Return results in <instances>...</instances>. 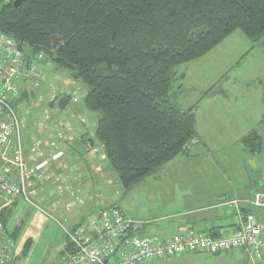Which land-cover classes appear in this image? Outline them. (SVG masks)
Listing matches in <instances>:
<instances>
[{"label": "trees", "instance_id": "obj_1", "mask_svg": "<svg viewBox=\"0 0 264 264\" xmlns=\"http://www.w3.org/2000/svg\"><path fill=\"white\" fill-rule=\"evenodd\" d=\"M14 1L0 0V32L27 50V62L47 54L84 84L83 105L99 114L88 140L102 144L125 191L189 156L186 146L197 138L193 107L176 101L175 66L204 56L237 29L264 45V0ZM241 140L252 153L263 142L254 130ZM248 212L264 214L248 206L242 220ZM4 218L1 211L3 225Z\"/></svg>", "mask_w": 264, "mask_h": 264}, {"label": "crops", "instance_id": "obj_2", "mask_svg": "<svg viewBox=\"0 0 264 264\" xmlns=\"http://www.w3.org/2000/svg\"><path fill=\"white\" fill-rule=\"evenodd\" d=\"M26 103L28 102L25 101L21 111H25ZM76 104L82 110L85 109L83 99L81 101L78 97L74 105ZM27 108L29 112L30 106ZM27 113L24 114V118ZM32 115V112L27 115L26 127L24 122L26 128V137L23 136L24 155L28 168L42 161L47 162L44 172L39 176L42 177L32 176L29 180V185L37 191L36 200L41 210H36L23 199L16 198L10 203V207L5 208L8 216L4 227L18 245L17 255L12 264H58L64 251L68 249L63 228H73L86 216L107 207L101 205L103 201L96 196L99 193L100 196H105L106 201H111L113 181L111 178L103 180V175L108 171V163L107 161L101 163L103 157L101 148L92 145L90 148L92 151L87 148V144L90 143L88 139L94 135L91 133V137L88 136L87 128L78 124L81 123V119L87 120L85 125L92 123L86 113L83 116L75 112L64 114L65 118L70 115L67 119H72V129L64 128L63 124L51 129V122H46L45 130L42 132L39 130L41 114L35 123L31 121L34 118ZM51 130L61 132L52 136ZM82 135L83 138L80 137ZM40 138L43 144L36 151H32L34 140ZM196 140L197 143L200 142L198 135ZM79 168L80 171L73 176L72 172ZM150 177L147 176L134 184L126 191L124 198L120 197V200L115 202V205L137 221L136 232L143 237L162 236L159 234L166 229V219L167 228L171 229L173 226L176 231L191 227L207 234L231 233L238 228L243 217L241 213L245 210L242 208L244 204L237 209L232 201L240 202L252 198L256 193L247 191L246 186L234 184L225 177L218 183L215 177L199 178V182L195 178L186 177L178 182L185 183L183 187L179 185L175 187L176 182L169 186L171 194H168L164 185L161 187L150 184L162 183L161 178L150 180ZM135 189L144 190V193H135L133 192ZM3 206L5 205L1 207ZM160 221L163 223L159 224ZM55 223L61 230L57 229ZM51 229L55 232H49ZM58 231L61 232V237ZM42 234H46L45 241L42 240ZM27 239H30V244L27 254L24 255L21 251ZM235 252L227 254L186 252L178 261L192 259L188 264H264V253L261 260L255 262L249 261L243 254L241 260L233 254Z\"/></svg>", "mask_w": 264, "mask_h": 264}, {"label": "rangeland", "instance_id": "obj_3", "mask_svg": "<svg viewBox=\"0 0 264 264\" xmlns=\"http://www.w3.org/2000/svg\"><path fill=\"white\" fill-rule=\"evenodd\" d=\"M26 53L27 50L23 51L24 58ZM36 57L33 61L27 62L26 60V62L28 65L36 66L39 86L33 87L31 82L23 84L29 77L21 78L20 91L24 90V92L20 98L28 102L25 105V114L28 112L29 105V112L33 113L31 117H34L31 121L34 123L41 114L46 118L47 123L51 122V129L61 124L72 129L73 121L67 119L70 118V115L65 118L64 114L75 112L83 116L86 113L92 122V127L91 124L85 125L87 120L84 119H81V123L78 124L80 127L87 128L88 136L91 137V133L94 135L93 130L99 114L89 110L85 105L84 110L77 104L74 105L78 97L81 101L83 99L86 91L84 84L72 78L66 71L57 68L51 63L49 55L43 54ZM175 69L179 77L173 83L174 88L179 92L176 101L183 110L193 107L196 116L195 130L200 142L197 143L196 139L194 142L192 139L193 144L188 145L190 155H178L163 165L156 174L150 177V180L159 177L162 183L152 182L150 184L161 187L164 185L168 194H171L170 185L176 182L175 187L185 185L183 182L178 183L182 180L181 178L191 177L199 182V178L215 177L218 183L222 181V177H225L233 181L234 184L246 186L247 191L264 192V124L262 123L264 113V45L250 41L240 29H237L204 56L177 65ZM31 78H36V75L31 74ZM27 115L25 118L23 115L21 120V138L24 135L26 137ZM253 130L263 139L260 151L254 153L247 150L241 140ZM80 137L83 138L84 135ZM91 145L101 148L103 152V146L97 140L87 144L88 150ZM102 156L101 163H104L107 161L104 152ZM107 163L108 171L103 175V180L111 178L113 181L112 200L106 201L105 196H100L99 193L95 196L103 201L101 205L113 207L120 197L124 198L126 191L113 167L108 161ZM79 171L80 168L74 170L73 176ZM31 177L32 175H29V180ZM172 178H177V180ZM133 192L144 193V190L135 189ZM13 200H7L0 196V213L3 212L5 221L8 216L5 208L6 206L10 207ZM243 200H247V198ZM235 201H232L233 204ZM3 204L5 206L1 207ZM162 223L163 221L159 222V224ZM167 223L166 219V229L162 234H159L162 235L159 237L165 238V234L172 235L176 232V228L173 226L168 229ZM56 226L58 230H61L58 224ZM49 232L55 231L51 229ZM58 234L60 237L62 236L59 231ZM45 238H47L46 234H42L43 241ZM241 252L236 251L233 254L241 260L244 255L249 261L255 260V262L261 260L263 256L262 254L253 259L250 255ZM181 255L162 261L156 260L152 264H188L191 262L192 259L178 261L182 258Z\"/></svg>", "mask_w": 264, "mask_h": 264}, {"label": "built area", "instance_id": "obj_4", "mask_svg": "<svg viewBox=\"0 0 264 264\" xmlns=\"http://www.w3.org/2000/svg\"><path fill=\"white\" fill-rule=\"evenodd\" d=\"M31 74L36 78H31ZM23 77H29L23 84L31 82V86H39L36 66L27 64L16 40L0 32V196L7 200L23 199L36 210H41L36 200L37 191L28 180L29 175L38 178L47 162H39L30 168L26 165L24 141L20 136L25 114L21 110L26 101L20 98L24 92L20 91ZM46 122L42 116L39 122L41 132L45 130ZM60 132L51 130L53 135ZM42 144L41 138L34 140L32 151ZM241 204L244 208L250 206L264 210V192L234 202L237 209L243 206ZM137 227V221L118 206L100 209L75 227L64 229L68 249L58 264H152L186 252L223 254L237 250L255 259L264 253V216L252 212L245 214L236 230L216 237L191 227L180 228L165 238L141 237L135 234ZM17 247V242L0 219V264H12Z\"/></svg>", "mask_w": 264, "mask_h": 264}, {"label": "water", "instance_id": "obj_5", "mask_svg": "<svg viewBox=\"0 0 264 264\" xmlns=\"http://www.w3.org/2000/svg\"><path fill=\"white\" fill-rule=\"evenodd\" d=\"M21 0H15L14 4H18Z\"/></svg>", "mask_w": 264, "mask_h": 264}, {"label": "bare ground", "instance_id": "obj_6", "mask_svg": "<svg viewBox=\"0 0 264 264\" xmlns=\"http://www.w3.org/2000/svg\"><path fill=\"white\" fill-rule=\"evenodd\" d=\"M28 78V77H27ZM2 221V220H1ZM7 231V230H6ZM67 241V240H66Z\"/></svg>", "mask_w": 264, "mask_h": 264}]
</instances>
